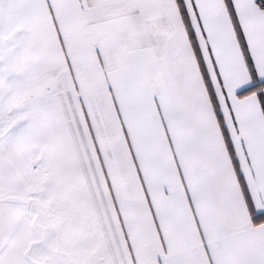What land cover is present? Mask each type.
<instances>
[{
    "label": "snow or ice",
    "instance_id": "6c2138e0",
    "mask_svg": "<svg viewBox=\"0 0 264 264\" xmlns=\"http://www.w3.org/2000/svg\"><path fill=\"white\" fill-rule=\"evenodd\" d=\"M0 264H264V0H0Z\"/></svg>",
    "mask_w": 264,
    "mask_h": 264
}]
</instances>
